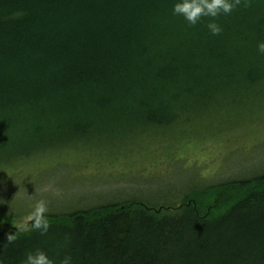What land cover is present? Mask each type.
Returning <instances> with one entry per match:
<instances>
[{
    "label": "trees",
    "instance_id": "1",
    "mask_svg": "<svg viewBox=\"0 0 264 264\" xmlns=\"http://www.w3.org/2000/svg\"><path fill=\"white\" fill-rule=\"evenodd\" d=\"M172 4L0 0V163L89 145L103 129L165 130L220 106L235 87L238 98L253 93L263 82L264 0L217 17L219 36L206 27L211 18L189 26ZM87 121L101 130L79 126ZM244 186L233 180L157 206L135 200L49 214L45 235L0 213V264H23L36 250L55 264L66 255L73 264H264V179ZM7 234L17 235L13 244Z\"/></svg>",
    "mask_w": 264,
    "mask_h": 264
},
{
    "label": "rangeland",
    "instance_id": "2",
    "mask_svg": "<svg viewBox=\"0 0 264 264\" xmlns=\"http://www.w3.org/2000/svg\"><path fill=\"white\" fill-rule=\"evenodd\" d=\"M158 134L125 150L89 144L0 164V213L23 228L41 202L47 213L128 198L167 204L195 187L262 173L264 88Z\"/></svg>",
    "mask_w": 264,
    "mask_h": 264
},
{
    "label": "clouds",
    "instance_id": "3",
    "mask_svg": "<svg viewBox=\"0 0 264 264\" xmlns=\"http://www.w3.org/2000/svg\"><path fill=\"white\" fill-rule=\"evenodd\" d=\"M247 2L248 0H173L171 11L172 15L182 17L189 26H196L203 19L211 18L206 27L212 36H219L223 28L216 22V18L221 15H230L234 9ZM257 52L264 55V41L258 42ZM45 212L46 205L41 202L36 205L33 213V226L41 235L47 234L50 228L49 221L44 218ZM16 239V234L6 236L8 244H13ZM65 240L70 243L71 236H66ZM23 264H55V261L46 252L36 250L26 254ZM60 264H73L72 257L64 256Z\"/></svg>",
    "mask_w": 264,
    "mask_h": 264
},
{
    "label": "bare ground",
    "instance_id": "4",
    "mask_svg": "<svg viewBox=\"0 0 264 264\" xmlns=\"http://www.w3.org/2000/svg\"><path fill=\"white\" fill-rule=\"evenodd\" d=\"M264 67L261 68V72H256V75L259 76V78H263V82H260L258 84H255L253 89V92H256V91H260L262 88H264ZM236 86V85H235ZM226 87V86H225ZM233 87H234V83H233ZM239 88L238 87H235L233 90H231L230 92H226L224 94H221L220 95V100H222V102L220 103V106L222 105H225L229 102H233V101H236L238 100V95H240V91L238 90ZM205 109H207L206 111L204 110L203 112L199 113V114H194L192 117H188L186 119H184L183 121H186V120H192L191 122H183L182 124L180 122H173L172 120L170 121V123L173 122V125L171 126H168L170 128L168 129H165V130H159V131H150L149 127H152V125H146L144 127H146V129H139V126L140 124H137L135 125L136 127L134 128H130L129 131H127V133L125 132H119V133H112L111 131H106V129H103L102 130V134L101 136H99V139L96 140V141H93V142H90L91 144H97L99 145L100 147L101 146H104V148H109L111 150H125V148H128L129 145H138V144H141V142L146 139L147 137L149 136H152V135H160L158 133H166L167 131L173 129L172 127H176V129H173V131H176V130H179L181 128H184L185 125H189V124H192L194 120H196L197 118L199 117H203V116H206L207 112L210 110L209 107L207 106ZM140 123H143V122H140ZM175 123V124H174ZM84 124L89 128L91 122L90 121H87V123H79V126L83 127ZM143 125V124H142ZM91 129H98L99 131L101 130V125L100 123L98 122H95V121H92V124H91ZM95 134H97V131H95ZM84 145V144H83ZM82 146V145H81ZM63 148H66V147H62V148H58V149H63ZM46 151L42 152V153H45V152H48V151H52V149L50 148H46L44 149ZM14 159L16 160H19L23 157H20V156H17V157H13ZM13 159V160H14ZM11 162V160H9L8 162H4V163H9ZM0 164H3V163H0ZM264 179V172L262 173H259V174H254L248 178H241L239 179V181H242L244 183V192H247L248 190H251L255 187L259 188L260 187V181ZM233 180H237V179H230V180H226V181H223V182H227V181H233ZM187 192V191H186ZM185 193V192H184ZM135 200H142V201H145L147 202L149 205L151 206H157V205H160V204H157V203H153V202H150V201H146L144 199H139V198H128V199H125V200H121V201H109L107 203H101V204H97L95 206H92V207H86V208H83L82 210H87V209H91V208H94V207H100V206H118L120 205L121 203L123 202H127V201H135ZM152 203V204H151ZM184 204H180L178 207H182ZM78 210V209H77ZM77 210H74V211H77ZM81 210V209H79ZM72 211V212H74ZM71 211H67V212H62V213H58L60 215H67L69 214ZM34 213V212H33ZM33 213H32V218H31V223H30V226H32V224L34 223L33 222ZM57 212H51V213H47L45 212L44 214V218H46L49 214H55ZM221 212H218L216 213V216L220 215ZM29 227V226H28Z\"/></svg>",
    "mask_w": 264,
    "mask_h": 264
}]
</instances>
